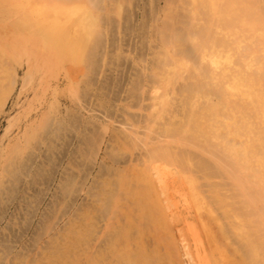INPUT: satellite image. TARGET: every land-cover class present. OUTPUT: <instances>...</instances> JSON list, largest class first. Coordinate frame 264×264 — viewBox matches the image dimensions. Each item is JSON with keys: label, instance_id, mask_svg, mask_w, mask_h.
Listing matches in <instances>:
<instances>
[{"label": "bare ground", "instance_id": "bare-ground-1", "mask_svg": "<svg viewBox=\"0 0 264 264\" xmlns=\"http://www.w3.org/2000/svg\"><path fill=\"white\" fill-rule=\"evenodd\" d=\"M128 1L0 0V19L17 18L15 24H19V35H23L29 18L42 17L35 20L51 24L52 29L33 20L41 29L36 32L37 38L49 30L43 41L47 46L54 45L53 54L54 47L61 48L63 39L68 48L79 45L89 51L80 62H86L88 70L99 75L104 64L112 68L113 60H119V65L121 60L127 62L119 51L124 44L120 37H126L122 27L133 18L127 9ZM164 1L162 12L143 14L144 23L127 28L131 34L140 28L152 59L132 60L133 73L128 75L130 86L125 85L127 98L121 100L123 107H114L107 98L100 101L102 91H107L103 90L102 81L99 87L96 80H89L91 94H82L90 98L83 110L105 115L98 122L94 116L85 123L94 128L100 126L105 133L113 124L120 126L117 131H110L115 139L110 153L112 162H103L96 176L91 169H84L87 174L83 177L73 173L70 180H62L61 196L73 194L77 184L80 191L86 190L90 177L89 207L76 213L80 221L72 222L73 215L69 216L66 230L53 233L54 238H49L47 247L39 251V258L29 256L36 260L33 264H264V0ZM84 8L89 9L86 15L82 14ZM77 29L90 33L75 41ZM111 40L114 48L120 46L112 52L107 50ZM14 41L10 48L0 49V113L6 112L17 84L20 88L8 109L14 111L20 105L21 96L38 70L31 68L28 61L32 71H25L20 78L12 64H20L24 54H28L27 40ZM108 55L113 58L110 64ZM142 63L145 69L138 67ZM119 65L118 72L122 66ZM104 77L110 81V75L108 80ZM144 80L152 85L140 94L150 95L147 100L153 113L146 123L156 130L155 142L145 149L149 158L141 155L130 162H118L114 155L116 142L136 146L141 141V125L128 117L126 110L131 108L129 101L135 91L140 85L144 87ZM49 84L53 91L60 88L59 84ZM57 105H50L51 116L45 113L32 120L40 124L34 126L39 129L35 134L30 135L33 123H27L28 136L20 132L9 136L27 111L9 121L5 130L9 143L0 151V159L6 162L0 163L1 206L14 201L15 189L27 178L30 184L46 179L45 162L53 158L45 152L42 158H34L30 167V160L24 159L26 147L32 145L28 142L39 139L40 147L33 148L34 154L42 145L56 152L57 144L74 141L73 133L86 125L77 116V109H72L74 103L66 108L65 115L57 114ZM78 125L80 129H74ZM90 135L88 148L98 140L96 133ZM86 143L82 144L87 148ZM22 172L26 180L20 178ZM8 178L12 180L6 181ZM36 184L32 185L36 188ZM28 185L23 186L26 191ZM17 256L21 258L20 254ZM28 261L23 259L22 263L30 264Z\"/></svg>", "mask_w": 264, "mask_h": 264}, {"label": "rangeland", "instance_id": "rangeland-1", "mask_svg": "<svg viewBox=\"0 0 264 264\" xmlns=\"http://www.w3.org/2000/svg\"><path fill=\"white\" fill-rule=\"evenodd\" d=\"M126 5L129 6L127 7V9L129 10V13L133 15V18L128 24H125L123 27L121 26L123 32L125 31L126 37H120L124 39L122 40V44L123 43L124 44L122 45V47L119 46L121 48L119 52H121L120 55L122 59L123 57L126 58L127 62L126 60L124 61L121 60V63H120L122 65L121 66L118 64L120 62L119 60L118 61L113 60L111 55L110 56L108 55L107 63L110 64L112 63V60H113L115 67L119 65V67L121 66L120 68L121 70L118 72V67L114 69L115 68L113 67L114 65H112L113 69L110 66H105L106 67L105 68L104 67L105 64H104L103 69L100 71L99 75L98 73L94 72V70H93V73L90 70H88L86 62H80L83 59L84 55L88 54L89 51L86 52L84 49H81L82 47H80L79 45L75 44L71 46L70 48H68L67 40L63 39L61 48H59L60 46L54 47L56 52L53 54L51 52V47L54 45L47 46V44L44 43L43 41L47 37L49 30H46L45 35L43 34L41 35L40 38H37L36 32L37 31H39V33L41 32L40 31L41 29L37 23L39 24L41 23L36 21L35 19L40 20L42 19V17L40 16L33 17V20H35L37 23L34 22L30 18L29 20L26 19L28 20L30 24H28V29L24 31L23 35H19V33L21 32L19 31V24H15V21L17 18H12L9 20L0 19V49L10 48L11 45L14 44L15 39L18 41L27 40L26 47L28 49V54H24L25 57L22 59V62L20 64L15 63V62L14 64H12V66L14 67V70H16V72L20 75V78L23 77V74L25 71L26 72L32 71L28 67V61H29L31 68H34V70L36 69V67H38V70L35 73H33L34 80L28 83L27 88H26L27 90L24 91V94L20 98V105L17 106L14 111L13 110L10 111V109H8V107L10 108L12 105V102H11L12 98H14L16 91L18 90V88H20L19 84H17L16 85L17 90H15L12 93L11 99L9 100L8 105L5 108L7 113L6 112L0 113V146H1L0 151H2V149H4V146H6L9 143L8 141L9 136L15 135L18 132H20L21 135L26 134L27 133L25 131L26 124L33 123L32 120H34L38 115H42L45 113H47V116L50 115V111H51L50 105L53 104L54 102L56 105L58 104L57 105L58 115H61V114L65 115L66 108L70 104L74 103L72 109H77L76 113L78 112L77 116L79 117L80 120H82L81 122L84 121L85 123L86 121L87 123H90V121H87V120L90 119V117H94V116L95 117L97 116L96 122H98L101 118L103 119L104 118L103 116L105 115L102 114V112L95 111L92 113L87 110H83L82 108V106L84 105L87 106L88 101H90V98L82 97V94L84 93L91 94L90 88L88 87L89 80L90 81L93 79L96 80V82L98 83L97 85L99 87H100V82L102 81L101 84L103 85V88H104L103 90H107V91H102L103 95L99 97L100 101H104L107 98L111 105L114 103L115 105L114 107L117 108V106L119 105L123 107L124 104L121 102V100L127 98L125 94V90L128 87L127 85H129L127 83L128 82L127 80L129 79L130 72L131 74L133 73L131 70L132 64H133L132 60L144 58L146 59L147 62L151 61L149 59L151 58L150 54L152 52L150 47L146 48L147 46L146 45L147 43L145 44L146 41L141 39L143 35L140 33V30H139L140 28L138 30H134L135 32L133 31L134 33V34L132 33L133 35L130 33L129 29L130 27L134 28L137 25H141L142 23H144V21H146V19L143 18L144 17L143 14L144 15L146 14V16L147 15L150 16L153 11L162 12L165 6V1L164 0H129ZM88 11H89L88 8H84L82 11V14L86 15ZM126 18L127 17H125L124 19ZM124 19L122 20L123 22L122 25L124 24ZM148 19L150 18L148 17ZM41 25H46L50 29H52L51 24H41ZM128 27L129 29H127ZM26 28L27 27H25V29ZM89 33H90V30L83 31L82 29H79V30L77 29V33L76 32L74 33L75 41L80 39L82 35H88ZM65 34H67L66 31L62 35L64 36ZM128 34L129 35L131 34L133 37L131 35H130L131 37L128 36ZM116 38H119V37H116ZM113 41L114 40H111V42L107 44V50L110 52L116 49L113 47ZM52 55L55 56L54 59L51 58ZM140 66L145 69V64L143 63L139 64L138 67ZM124 69H125V72L127 69V73H124ZM141 69L142 68H140V70ZM46 72L47 74L45 75ZM137 72H141V71H137ZM125 74H127V76ZM108 75H110V78L107 77ZM117 76H118V80L121 76L122 78H120V80L118 81L116 79ZM103 77L106 80H108L109 78L110 81H105ZM124 77H127V78L125 79ZM96 78H98V81ZM121 79L123 80L121 81ZM116 80L119 82V84L117 85L115 84ZM125 80H126V83H125ZM6 81L7 79H5V82ZM49 83H51L52 85L59 84L60 86L59 90L53 91L51 89L53 87H49L50 86ZM143 84H144V87H141V85L139 84L140 88L136 90V91H139V94L134 89H132L133 91H135V93L134 92L133 93L137 99L134 96V98L131 99V101H129V105L131 107L130 110H126L127 113H130L128 114V117H131V119H135L136 120L135 122L138 124L140 123L141 125L140 128L138 129V133L142 134L141 141H139L136 146H132L133 143H126L124 141L116 142L114 147L117 153H114V155L116 157V161L118 162H130V161L140 158L141 155H144V157L147 158L148 156L146 155L145 149L155 142L156 130L153 128H148V125L146 123L147 120H149V115L153 113L151 112V109H150L151 102L150 100H147L150 97V95L148 93H145L143 96L140 94V91H149L152 85L150 82H147V81L145 83V80L143 81ZM85 88H87V91L84 90ZM128 89H130V87ZM93 94L95 93L93 92ZM70 98H74L75 100L71 102L69 101ZM141 107L144 109H140ZM24 111H27L26 116L22 114L20 117V120H18L15 124L13 123L14 126L12 127V130L9 136L5 137V130L8 127L9 121L13 117L15 118V116L18 117L19 113H23ZM46 119L48 118L46 117ZM87 123H85L87 126L85 125L81 129L84 131L80 130V131H75L74 133L76 134L73 133L74 141L68 142L69 140H65V141L63 140L65 142V143L62 142L63 145L61 142H60L61 145L59 143L60 146L57 144L56 146L59 148L56 152L55 150L49 149L47 146L42 145L41 146L42 149L38 151L36 154H34L35 151L33 150V148L36 149L40 147L39 139L37 141L35 140L32 141L31 139H29L31 141L28 143L32 145L30 146H28L29 144L27 145L28 147H26L25 154H24V159H27L28 161L30 160V162H28V165H31L34 163L32 162L34 158H42V156L44 155L43 153L45 152L46 154H48L47 156L49 157L50 155L51 156L50 158H53V160H51L50 162L48 161V159H46L47 163L45 162V166H46L45 171H44L45 174H43L44 175L43 179L44 178L46 179L39 181V184L41 183L40 185L38 184V181H37L38 185L36 183H32V184H36L37 186L36 188L34 187L35 185L30 184V181H31L30 179L27 178L26 180L25 173L22 172L20 174V178H23V179L25 178L24 180H26V183L23 185H20L18 190L17 188L15 189V192L13 195L14 201L12 200L11 202H8V204L4 202V205L2 206L0 205V218H1L0 220V264H23L22 263L23 259L24 260L29 259L28 263L33 264V262H35L36 260L35 259L32 260L31 258H39L38 257V254H40L39 251L41 252L44 249L43 247H47L49 238L50 239L54 238L53 233H55L56 230L61 231L62 229L63 230L65 229V227L68 224L69 216L73 215L70 218L72 222L80 221L76 219L75 217L76 213L78 211L85 210L87 209V207H89L87 205L90 204V197H88L87 188L89 189V186H90L89 185L90 177L88 180L89 183H87L89 186L87 185L86 190L80 191L79 189L80 186H78L80 184H77V187L75 189L78 188L79 191L77 189L73 191V194L72 193L70 194L68 192L67 193L68 195H63V196H61L62 193L60 191L61 188L63 189V187H61V185L64 183L62 182V180L63 179L66 180V178L67 180H70L68 179V177L70 176V174H73V173L78 175V177H83L84 175L87 174L86 172L90 171V169L92 170L91 172L93 176H96L98 172L100 171L101 164L103 162L105 161L112 162L110 160V157H111L110 153H111V149L113 148V143L115 139L112 138L113 133L110 131L111 129L117 131V128L118 127L120 128V126L118 123H117L118 125L113 124L111 126L110 131H108V133L107 132L105 133V131H103L100 128V126L99 128L98 127L94 128V126L87 124ZM35 125L37 126L40 124L38 122L33 123L32 125L33 129H31L30 135L35 134L39 130L34 127ZM80 126L81 125H78V127L74 129L79 130ZM85 127H88V128H85ZM98 129H101V131ZM92 132L97 134L98 140L96 141L94 145L88 148V144H90V141L88 139H90V136H92L90 135V133L94 134ZM151 133H154V135L150 138H147L146 134H151ZM69 134L70 133H68V135ZM86 135L88 136L87 139H86ZM27 136H28V133H27ZM84 137L86 140L84 139ZM81 138L83 140H81ZM24 140L26 141V139ZM86 141H88V143H86L87 148H86V145L82 144ZM70 143L72 144L71 146H70ZM33 144H36V146H34ZM81 145H84V146L80 147ZM91 150H95L98 152L97 154H93ZM38 154H41V157L40 156L36 157ZM4 161H5L4 159H0V163H2V165H6V162ZM38 161L42 162V159H38ZM76 162L79 164H77ZM55 163L57 164L55 165ZM52 165H54L56 169L54 168V166L52 167ZM75 165H78V166L75 167ZM30 167H32V165ZM84 169L85 170L87 169V171L85 172ZM0 171L2 173V170ZM71 176H74V175H71ZM9 179L12 180L11 178H8L6 179V181H9ZM78 180H77V183H78ZM43 184L44 186L42 187ZM24 185H28V191H26L27 189L25 190V188H23ZM32 187H34V189ZM22 194H25V195H22ZM24 202H26L27 204ZM30 202L32 205L30 204ZM20 204L26 207H23ZM56 204H57V207H56ZM54 208H56L57 210L59 208H61L62 210L64 209L65 210L62 211L60 209L55 212L56 209L54 210ZM22 209L23 210L26 209V211L23 212ZM27 210H29L30 212ZM26 212H29V213H26ZM50 212H53V214ZM57 212L60 215L57 214ZM53 215L56 216V218ZM45 226L46 227L48 226V229ZM38 236H40L39 239H38ZM26 253L28 254V256L26 255ZM19 254L21 258L17 256ZM29 256H31V258Z\"/></svg>", "mask_w": 264, "mask_h": 264}]
</instances>
